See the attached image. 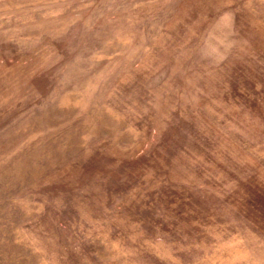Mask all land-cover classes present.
Here are the masks:
<instances>
[{"label":"rangeland","instance_id":"1","mask_svg":"<svg viewBox=\"0 0 264 264\" xmlns=\"http://www.w3.org/2000/svg\"><path fill=\"white\" fill-rule=\"evenodd\" d=\"M0 264H264V0H0Z\"/></svg>","mask_w":264,"mask_h":264}]
</instances>
